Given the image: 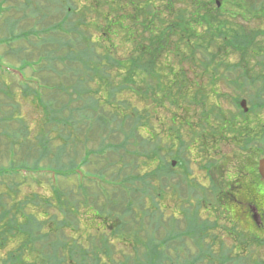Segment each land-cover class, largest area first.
<instances>
[{
  "label": "trees",
  "instance_id": "1",
  "mask_svg": "<svg viewBox=\"0 0 264 264\" xmlns=\"http://www.w3.org/2000/svg\"><path fill=\"white\" fill-rule=\"evenodd\" d=\"M65 1L62 20L42 32L61 28L76 36L61 43L53 37L41 40L47 46L49 39L51 45L40 58L46 61L41 71L60 81L51 84V75L39 78L45 98L29 85H22V96H32L62 139L52 159L54 168L62 169L60 176L77 178L73 158L67 166L59 163L68 143L77 139L84 146L92 137L99 139L98 147L85 150L82 164L90 162L91 154L103 156L92 176L106 182L86 174L88 180L77 178L73 187L51 186L47 197L30 193L18 198V183L28 179L18 177L15 184L11 177L18 170L0 167L6 191L0 193V264H203L216 258L205 242L216 224L202 219L200 203L178 210L184 224L177 231L181 219H165L167 200H159L167 194L172 171L167 158H181L173 148L196 149L197 156L209 157V169L215 166L210 157L216 140L230 138L250 153L264 155V0L259 6L256 0H222L220 7L215 0H180L185 9L174 7L179 0H77L82 8ZM252 19L260 26H250ZM119 41L127 50L123 56L116 54ZM55 45L64 46V54L59 56ZM231 54L237 59L230 60ZM33 64L27 61L19 70L29 67L35 77L39 71ZM220 80L235 94L230 97L233 112L221 108ZM9 91H0L4 105ZM239 96L246 100L247 112L239 107ZM161 109H170L169 121ZM4 114L5 122L11 120ZM75 132L82 140L71 137ZM17 134L13 132L12 142ZM46 138L41 156L49 153ZM188 173L186 169L184 178ZM171 188L181 194L178 182ZM200 195L198 201L208 206ZM189 197L177 196L180 204ZM182 237L192 240L196 252L185 248ZM231 258L222 255V261ZM254 264H264V259Z\"/></svg>",
  "mask_w": 264,
  "mask_h": 264
},
{
  "label": "rangeland",
  "instance_id": "2",
  "mask_svg": "<svg viewBox=\"0 0 264 264\" xmlns=\"http://www.w3.org/2000/svg\"><path fill=\"white\" fill-rule=\"evenodd\" d=\"M70 5H75L77 8H82L84 5L77 4V0H70ZM260 0H256L258 2ZM66 1L65 0H0V91H4L6 88L10 91L7 93V101L4 105L0 102V167H8L10 164L14 166H21L22 164H25L31 169L33 166L34 160H38L37 163L39 167L42 168H54L56 161H53L54 154L53 152L56 150V148L62 144V139L60 137H56L52 129L54 128V125L52 123L47 122L45 119V115L43 116V112L39 107H37V102L32 100V96L29 95L27 97L22 96V85L17 81L10 80V84L7 86L8 83H5L7 80L11 79L12 76L17 77L22 76L23 74L26 77L30 76L31 69L27 67L25 72L22 70H19V66L25 64L27 61L29 63H36L34 65V69L37 68L39 73L36 72L35 77L36 78H43L45 76L51 75V80L49 82L51 84H58L60 81V78H55L53 74H49L46 71H41L42 62L45 64L46 61H41L40 58L43 57V55H48L50 53L49 48H51V45L49 44V39H47V46L43 44L41 40H44L46 37L50 38H56V41L60 40L65 41L70 38H73L76 36L75 32L70 31H63L61 28L57 29H49L48 31L42 32V30L46 27H52L57 22H60L62 20L63 15L66 12ZM175 8L185 9V5L182 1H175L173 4ZM184 5V6H183ZM43 7V8H42ZM30 8L35 9L33 12H30ZM68 8V7H67ZM75 10V9H74ZM188 10H192V7H189ZM31 13V14H30ZM42 15H45L43 17ZM91 15V14H89ZM20 20L19 23H16V19ZM76 18V13L71 15L70 20H73ZM240 21V20H239ZM250 26H260L257 19H252L251 22H249ZM91 35L93 37H96L98 33L94 30H90ZM20 40H16V39ZM119 41L117 46L116 54H120L121 56L125 55L127 53V50L124 49L123 44ZM53 46V44H52ZM58 45H55V47ZM45 47V48H44ZM43 49V51H42ZM64 46H58V55L64 54ZM230 60L237 59V56L234 54H231L229 57ZM41 62V63H40ZM60 61H56L58 63L59 68L63 65L59 63ZM40 63V64H39ZM56 64V67H58ZM5 68V69H4ZM35 71V70H34ZM16 73V75H14ZM13 78V77H12ZM53 78V79H52ZM6 79V80H2ZM43 80V79H42ZM217 91L219 93H223V96L225 98L220 101L221 108L223 112H233L236 110V108L233 106V104L230 101V97L235 95L232 90H230L225 84L222 82V80L219 81L217 84ZM30 86V85H29ZM210 89L214 88L210 85ZM41 93V97L45 98V91L46 89H39ZM215 90V89H214ZM48 91V90H47ZM64 93L62 92L61 95H58V100H62L64 97ZM56 96V95H55ZM238 96V95H237ZM222 97V95L220 96ZM228 97V98H227ZM240 97V96H239ZM11 98V100H10ZM242 98V97H240ZM4 98L0 97V101H3ZM132 101L136 103L137 105H142L136 102V99L133 98ZM76 104V103H75ZM248 106V104H247ZM169 107V105H168ZM13 109H15L13 111ZM5 114H4V113ZM11 112V114H10ZM159 113L162 117L166 119V121H169L171 119L170 109L167 110H159ZM1 114L12 115L11 120L8 122H5L3 116ZM66 115V114H64ZM193 118V117H192ZM76 126V125H75ZM74 126V127H75ZM77 129V128H76ZM19 130V131H18ZM17 132L20 138L16 143L23 147H19L17 145L13 146L11 144L12 141V134L13 132ZM44 131H49L46 137H42V134ZM76 131V130H75ZM26 133V134H24ZM76 133V132H75ZM226 136L229 137L230 134L226 133ZM72 138H80L82 140V136L78 133L73 134L71 136ZM44 138H46L49 142V153L47 152L46 155L41 156V146L45 145L43 144ZM185 138V137H184ZM186 139V138H185ZM77 139H75L74 143H68L66 148H64L63 154L60 158L59 163L63 166H67L69 164V157L73 158L74 162L77 164L76 166L81 167V172L84 174H90L94 175L96 174V170L101 168L103 165V156L99 155H90V162L88 164H82L84 161V154L85 150L88 149H96L98 147V138H90L89 142H86V145L82 146L80 143H76ZM216 144V150L215 154L212 156L211 159L214 160V163L217 165L222 166L224 162L228 161H234V157L236 156L238 147L243 151L246 150L245 145H234L233 141H224L221 140ZM9 145L10 149H9ZM73 145V146H72ZM12 151L10 152V150ZM196 149H190L189 151H181L177 148H173L172 152L175 155H179L182 159L184 158L187 160V168H188V178H183L182 184H179V188H181V194L175 195L171 189L168 190L167 194H163V199L159 200L160 204H163L162 202L164 200H167L168 207L163 211V214L165 216V219L167 217L173 216L174 214L176 217H179L181 221L179 220V224L177 225L178 228L177 231L181 230L183 228V219L182 216L178 215V210L183 208H190L192 205H194L196 200L191 197L188 202L183 201V203L180 204L181 199H187L190 195L191 189H194V185L191 183V180L196 183L204 184L205 186H208V183H210L209 179H206L203 177L204 170L201 168V163L203 161L199 160V156H196ZM245 156V155H243ZM239 157V156H238ZM237 157V158H238ZM38 158V159H37ZM259 156L257 157V159ZM99 160V161H93L92 160ZM141 160V159H140ZM172 158L168 157L167 162L169 163ZM143 162V161H142ZM142 162H140L139 167L140 173H143L145 171V167L142 165ZM81 164V165H79ZM144 164V163H143ZM86 165V166H85ZM56 169V168H55ZM67 169V168H66ZM58 171L62 169H57ZM182 171V172H181ZM52 173L49 172H30L26 173L25 179H28V182L18 184V198L23 197L24 195L30 194V193H37L38 195L42 196L45 195V197L50 195V189L51 185L55 186L54 183L56 181L57 185L62 188L66 187H73L74 184L73 181H77V178L75 175H70L69 177H63L60 176V174L56 175V179L53 180ZM23 176V175H22ZM181 176H184L183 170L179 167H174L173 169V179L170 180L171 183L175 184L178 178ZM18 177H20V174L15 175L14 177H11L13 180V183L18 182ZM86 179V178H84ZM190 179V180H189ZM88 180V179H86ZM97 181L106 182L104 179H98ZM159 181H155L153 185L155 187L158 186ZM108 183V181H107ZM94 184V183H93ZM106 184V187H110L112 185ZM96 186V185H95ZM0 193L6 192L4 190V187L0 185ZM168 189V188H167ZM189 191V193L187 192ZM194 197V193L192 194ZM179 196L180 198H177ZM211 198L214 197L212 195H209ZM203 198L206 199L207 202L211 201L214 202V199L208 200V197L203 195ZM158 200V198H156ZM204 203H201L202 205ZM214 214H211V211L209 214L206 215L204 213L200 212V216L204 219L209 218L211 221L215 219L216 216L219 217L216 221V226L213 228V234L211 235L212 238L210 240H213L214 237L215 241L213 244V247L215 249H220L222 252L221 254H227L228 250L230 249L231 253L227 254L230 258L233 257V249H234V243L239 241V238H232L231 235H229L228 231H231V229H234L230 223L227 222V219L224 221L223 217L221 216V211L217 210L215 207H213ZM208 212V210H207ZM176 219V218H174ZM235 230V229H234ZM232 234V233H230ZM185 237H183L184 239ZM184 246H187L188 248L191 247L192 242L190 239L186 238L183 240ZM221 242V243H220ZM210 244V243H209ZM247 248V254L249 261L246 259L241 258L242 260H238V258H231L232 260H238L237 264H254L257 260H262L264 258V245L257 244H249L246 245ZM172 254V253H171ZM214 254L215 256L221 255ZM230 261H227L226 259L222 261L221 258H214L210 261H205L203 264H235L234 261L231 263ZM243 261V263H242ZM250 262V263H249Z\"/></svg>",
  "mask_w": 264,
  "mask_h": 264
},
{
  "label": "flooded vegetation",
  "instance_id": "3",
  "mask_svg": "<svg viewBox=\"0 0 264 264\" xmlns=\"http://www.w3.org/2000/svg\"><path fill=\"white\" fill-rule=\"evenodd\" d=\"M238 150L234 161L216 165L215 174L221 171L219 175L207 172L203 177L214 182L213 191L224 199L220 201L228 216L227 222L235 226L241 238L263 239L264 177L258 171L259 158L247 150Z\"/></svg>",
  "mask_w": 264,
  "mask_h": 264
},
{
  "label": "water",
  "instance_id": "4",
  "mask_svg": "<svg viewBox=\"0 0 264 264\" xmlns=\"http://www.w3.org/2000/svg\"><path fill=\"white\" fill-rule=\"evenodd\" d=\"M241 107L244 109V111H247L245 101H241L240 103ZM175 162H172V165H174ZM259 172L264 177V158L259 161Z\"/></svg>",
  "mask_w": 264,
  "mask_h": 264
}]
</instances>
